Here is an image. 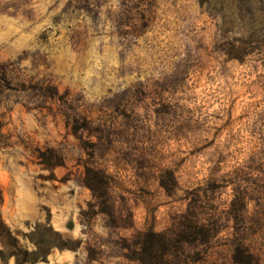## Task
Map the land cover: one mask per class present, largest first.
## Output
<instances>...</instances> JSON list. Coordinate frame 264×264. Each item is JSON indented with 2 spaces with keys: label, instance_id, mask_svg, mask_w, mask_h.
<instances>
[{
  "label": "rangeland",
  "instance_id": "rangeland-1",
  "mask_svg": "<svg viewBox=\"0 0 264 264\" xmlns=\"http://www.w3.org/2000/svg\"><path fill=\"white\" fill-rule=\"evenodd\" d=\"M0 193L31 264H264V0H0Z\"/></svg>",
  "mask_w": 264,
  "mask_h": 264
},
{
  "label": "trees",
  "instance_id": "trees-1",
  "mask_svg": "<svg viewBox=\"0 0 264 264\" xmlns=\"http://www.w3.org/2000/svg\"><path fill=\"white\" fill-rule=\"evenodd\" d=\"M2 197L0 193V204ZM29 254L21 248L17 236L10 231L0 215V261L4 262L14 259L15 264H31L33 260H28Z\"/></svg>",
  "mask_w": 264,
  "mask_h": 264
}]
</instances>
